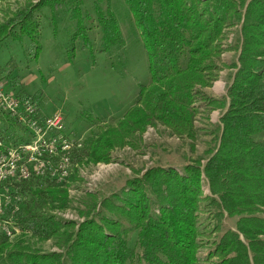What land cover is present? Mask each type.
Listing matches in <instances>:
<instances>
[{
    "label": "trees",
    "instance_id": "obj_1",
    "mask_svg": "<svg viewBox=\"0 0 264 264\" xmlns=\"http://www.w3.org/2000/svg\"><path fill=\"white\" fill-rule=\"evenodd\" d=\"M123 1L139 30L150 76L124 120L139 132L159 122L182 138H193L197 102L207 99L199 88L216 79V73H210L216 68L212 59L222 51L224 29L243 17L239 66L227 89L218 146L202 167L198 162H187L181 169L153 165L99 201L92 194L80 223L52 213L67 202L66 189L53 178L0 183V189L10 187V193L23 197L15 213L14 205L3 208L6 217L12 215L7 221L16 233L42 242L54 239L59 249L41 250L22 237L9 242L0 231V264H264V0H250L243 15L236 0ZM42 6L54 15L60 10L68 13L75 22L72 37L83 35L84 44H89L87 29L96 28L98 51L113 55L116 65L125 67V40L113 0H91V10L84 7L85 0H42L25 6L0 24V43L9 36L28 38L37 54V8ZM4 67L0 65V76ZM7 89L26 97L23 89ZM26 131L0 108V139L26 141ZM88 147L93 162L107 158L105 136L92 139ZM204 178L211 196H201ZM202 200L206 218L213 220L204 232L198 228ZM225 212L248 245L222 223ZM215 232L218 239L200 259V234L210 237ZM214 257L218 259L210 261Z\"/></svg>",
    "mask_w": 264,
    "mask_h": 264
},
{
    "label": "rangeland",
    "instance_id": "obj_2",
    "mask_svg": "<svg viewBox=\"0 0 264 264\" xmlns=\"http://www.w3.org/2000/svg\"><path fill=\"white\" fill-rule=\"evenodd\" d=\"M41 1L0 0V24L17 10L25 6L33 7ZM236 1L243 15L250 0ZM113 6L125 40V67L116 65L113 55L98 51L100 41L96 28L87 29L89 44H84L83 35L72 37L75 22L69 19V14L60 10L54 15L46 6L37 8L41 13L40 50L37 54L28 38L20 41L9 36L0 43V65L5 66L0 81L13 91L23 89V96H29L36 102L40 114L47 116L60 111L66 133L74 144L77 143L76 147L70 149L71 175L66 182H57L66 189V205L52 211L63 220L76 223L84 220L85 215L81 211H86L92 194L99 201L102 196L122 187L129 177L140 175L153 165H173L181 169L187 162H198L202 167L218 146V126H221L220 118L229 101L227 89L239 66L238 47L241 45L243 17L238 23L224 29V36L219 42L222 51L212 59L216 68L210 73H216V79L199 88L207 99L197 102L193 138L179 137L159 122L149 124L139 132L124 120V115L135 108L140 86L149 82L147 53L127 4L123 0H113ZM84 7L91 10V0H85ZM112 62L115 67L111 66ZM122 121L125 123L120 126ZM101 136H105L109 143L108 155L105 160L93 162L87 155L88 145L92 139ZM201 182V196H211L207 180L204 178ZM205 202L202 200L199 203L200 232L211 228V220L206 218L204 212ZM11 205L18 207L19 200L11 201ZM226 216L225 212L222 223L231 231H237L233 218ZM10 219L12 215L5 216V220ZM219 235L218 232L210 237L200 234V247L197 250L200 259H204L206 251ZM238 235L248 245L242 233L238 232ZM4 236L9 242L22 237L38 249L59 250L54 239L42 242L21 231L16 233L14 227L13 235ZM217 259L214 257L210 261Z\"/></svg>",
    "mask_w": 264,
    "mask_h": 264
},
{
    "label": "built area",
    "instance_id": "obj_3",
    "mask_svg": "<svg viewBox=\"0 0 264 264\" xmlns=\"http://www.w3.org/2000/svg\"><path fill=\"white\" fill-rule=\"evenodd\" d=\"M0 108L16 117L23 126L30 128V138L26 141L14 144L0 139V146L10 147V153H13L10 169L0 170V182L5 183V175H15V182L32 176L46 175L54 180L63 181L66 162L72 159L70 149L76 147L77 143H73V146L64 145V138L70 137L65 131L62 113L56 111L47 116L40 114L36 102L29 96L17 97L5 87L2 81H0ZM45 131H53V140H45ZM42 149H65L66 158L53 157L45 158L44 161H31L30 153H36ZM19 159H27V166H19ZM1 160L3 156H0ZM16 198H19L20 202L23 197L16 193ZM0 203H5V209L11 206V199H8V187L0 189ZM4 212L5 210H0V225L1 228L8 229Z\"/></svg>",
    "mask_w": 264,
    "mask_h": 264
},
{
    "label": "bare ground",
    "instance_id": "obj_4",
    "mask_svg": "<svg viewBox=\"0 0 264 264\" xmlns=\"http://www.w3.org/2000/svg\"><path fill=\"white\" fill-rule=\"evenodd\" d=\"M26 133H27V137L30 138V128H27ZM45 140H53V131H45ZM64 145L73 146V141L70 138H64ZM0 148L2 149V150L0 149L1 150L0 156H3V160L0 161V170H8L11 167V162H13V153H10V147L8 146H0ZM53 157L66 158V150L42 149L36 151V153H30L31 161H44L45 158H53ZM71 165H72V159H69V161L66 162L65 175L63 181L61 180H55V181L60 183L66 182L67 177L69 176L72 169ZM19 166H27V159H19ZM7 182L8 183L15 182V175H5V184ZM8 199H11V201L19 200V198H16V193L15 194L10 193V187H8ZM4 207H5V203H0V210H3ZM14 210H18V207L16 205H14V209L12 211L14 212ZM7 225H8V229L1 228L0 225V231L6 236L13 235V228L11 226V222L7 221Z\"/></svg>",
    "mask_w": 264,
    "mask_h": 264
},
{
    "label": "crops",
    "instance_id": "obj_5",
    "mask_svg": "<svg viewBox=\"0 0 264 264\" xmlns=\"http://www.w3.org/2000/svg\"><path fill=\"white\" fill-rule=\"evenodd\" d=\"M218 83V82H217ZM217 86V85H216ZM218 87V86H217Z\"/></svg>",
    "mask_w": 264,
    "mask_h": 264
}]
</instances>
